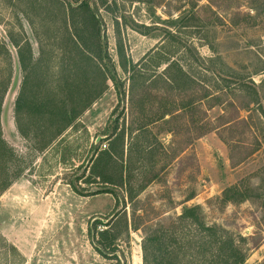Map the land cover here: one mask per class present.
<instances>
[{"label":"rangeland","instance_id":"obj_1","mask_svg":"<svg viewBox=\"0 0 264 264\" xmlns=\"http://www.w3.org/2000/svg\"><path fill=\"white\" fill-rule=\"evenodd\" d=\"M80 1L103 25L118 90L107 81L58 134L16 113L19 59L32 91L40 78L44 93L66 101L61 92L75 89L52 37L65 36L63 25L87 37L82 14L71 19L63 0H0V161L5 148L12 178L0 194V264H141L145 231L183 205L247 239L246 264H264L254 198L264 192V0ZM80 66L86 78L96 70ZM91 81V91L104 88ZM230 185L251 198L221 204ZM101 231L116 237L113 252L97 245Z\"/></svg>","mask_w":264,"mask_h":264},{"label":"trees","instance_id":"obj_2","mask_svg":"<svg viewBox=\"0 0 264 264\" xmlns=\"http://www.w3.org/2000/svg\"><path fill=\"white\" fill-rule=\"evenodd\" d=\"M63 1L69 9L71 19L73 13L82 14L81 20L84 25H81V27L88 33L86 37L81 32L77 33L74 30L75 25L70 27L63 25L65 36L60 37L56 33L52 37L57 49L62 54V60H64L63 69H67V77L65 76L64 78L66 86L75 90L66 94L61 92V97L66 95L67 100L59 101L60 98H54V93H44L42 91L41 88L44 84L40 78H37L33 83L35 91H32V86L27 83L28 76L26 74L28 73L25 72L26 66L23 58H21L19 61L25 81H23V86L20 88L15 101L16 113L19 114L20 112L23 114V120L35 118L37 120H46V122L57 128L58 134L59 131L70 124L69 122L78 119L81 113L102 95L104 89L107 88V81H110L117 88L114 64L111 63V59L107 54L105 38L101 36L103 25L91 13L88 6L83 4V1ZM45 29L47 30V27ZM25 46L29 52L28 60H31L29 44H25ZM117 54L118 57L121 56L119 47ZM83 60L91 62L96 69L92 72L93 76L86 78V73L80 72L86 69V67L80 66ZM104 60L110 62L111 68L106 67ZM103 66H105V69ZM119 68L125 70V65L119 62ZM92 77L100 81L104 88L97 92L95 90L91 91ZM82 79L87 80L88 84L83 85ZM80 86L84 90L79 91ZM25 88L26 93L24 94ZM6 90L7 86L5 83L0 82V114ZM117 93L120 101L122 95L120 96V93ZM227 124L234 123L231 121V123L228 122ZM42 127L43 124H39V128ZM0 144L4 146V142L1 139V131ZM1 157L0 194L9 187L12 180L8 169L9 151L7 152L5 148H2ZM248 193V191L242 190L237 185L226 186L221 193L219 201L221 204L236 205L249 200L251 197ZM193 197L194 191H191L186 201L191 200ZM254 198L260 201L259 207L264 218V192H260ZM107 234V231L98 233L96 242L101 247V250L113 252L115 250L113 248L116 237L109 238ZM258 244V242L254 243L253 248H257ZM95 248L98 250L97 247ZM248 252L247 239L228 232L215 224L208 225L201 206L183 205L180 214L173 217L168 224L157 225L145 231L141 241V264H246Z\"/></svg>","mask_w":264,"mask_h":264},{"label":"water","instance_id":"obj_3","mask_svg":"<svg viewBox=\"0 0 264 264\" xmlns=\"http://www.w3.org/2000/svg\"><path fill=\"white\" fill-rule=\"evenodd\" d=\"M99 139H100V138H99ZM99 139H97L96 142H98Z\"/></svg>","mask_w":264,"mask_h":264}]
</instances>
